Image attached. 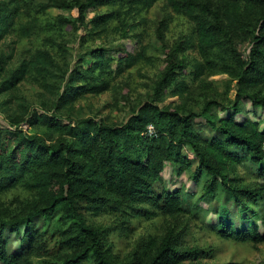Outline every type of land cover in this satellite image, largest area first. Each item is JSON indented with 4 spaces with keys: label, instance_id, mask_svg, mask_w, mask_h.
<instances>
[{
    "label": "trees",
    "instance_id": "1",
    "mask_svg": "<svg viewBox=\"0 0 264 264\" xmlns=\"http://www.w3.org/2000/svg\"><path fill=\"white\" fill-rule=\"evenodd\" d=\"M158 1L33 0L35 14L47 15L53 7L79 12L72 17L58 14L46 27L32 13L26 21L19 19L23 1L0 0V43L12 31L24 37L47 34L46 47L29 50L13 65V54L0 52V107L11 124L0 126V264H36L33 257L59 264H82L90 258L96 264H122L106 248L105 228L87 216L130 209L152 216L182 213L183 190L158 191L156 187L166 165L177 176L192 170L196 182L205 176L203 197L221 198L249 218L248 225L240 228L220 218L221 236L264 243V232L250 223L264 209V128L254 120H236L245 100L264 109V0H166L192 23L195 39L179 40L167 50L163 46L167 65L153 84L150 98L123 124L84 117L76 105L90 94L116 92L120 78L152 59L145 46L137 53L118 49L117 58L98 47L89 50L91 60L82 56L71 68L65 62L68 48L62 32L69 28L77 32L85 26L99 38L114 29L131 37L143 24L141 13ZM90 9L96 13L88 20ZM163 25V21L158 25L160 38ZM189 48L200 58L193 64L185 56ZM187 68L193 81L212 73L227 74L236 81L235 99L226 98L223 103L206 99L197 114L159 106L167 94H191L185 80ZM30 78L50 95L51 104L43 102L42 112L15 95ZM216 103L229 116L218 120L212 115ZM65 116L68 123L61 121ZM196 116L203 117L214 136L201 134ZM23 123L29 129L21 127ZM149 125L154 126L152 134ZM244 159L252 165L250 172L262 179L251 188L240 183L238 171ZM13 191L20 194L3 199ZM15 235L20 243L13 250L10 244ZM177 238L172 231L161 242L153 236L143 238L129 264H182L199 258L197 249L178 250ZM51 240L53 246H49Z\"/></svg>",
    "mask_w": 264,
    "mask_h": 264
},
{
    "label": "rangeland",
    "instance_id": "2",
    "mask_svg": "<svg viewBox=\"0 0 264 264\" xmlns=\"http://www.w3.org/2000/svg\"><path fill=\"white\" fill-rule=\"evenodd\" d=\"M25 3L23 13L20 18L24 21L28 19L29 14H33L40 19L42 25L48 26L52 21V17L62 14L68 17L78 15V10H68L61 8H50L47 15L35 14L33 9V0H21ZM106 8L99 9L104 11ZM96 11L89 10L87 19L89 20L95 15ZM166 19V20H165ZM22 20V19H21ZM141 24L131 37H123L121 33L114 29L110 35L104 34V38L89 33L88 28L83 26L77 32L65 29L62 33L65 35L64 42L67 46L66 61L69 66L76 67L82 56L88 55L89 50L98 47L107 48L109 54H113L117 58L116 50L126 48L132 53H137L143 46L148 53L152 62H140L130 69L124 77L117 82L119 87L116 92L105 91L99 95H87L77 101V107H80V113L84 117H94L96 120H105L110 123L123 124L134 114V110L142 103L146 102L152 93V86L161 76L167 63L165 61L166 54L164 47L169 48L179 40L188 38L195 39L194 27L184 16L177 14L166 4V0H159L153 7L141 13ZM163 21L162 35H158L159 23ZM48 32V31H47ZM141 33L140 36H137ZM38 36L24 37L12 31L0 43V52L4 55L13 54L14 61L27 55L37 47H46L44 43L47 34H37ZM59 37L57 39H60ZM142 40V41H139ZM164 46V47H163ZM187 61L193 64L196 59H200L198 52L194 48H189L185 52ZM189 68V67H188ZM186 70V81L189 85L191 94L165 96L163 101L158 102L161 107H169L184 114H197L201 112L205 100H217L218 102H227L228 99L234 100L236 96V81H230V77L225 73H212L205 75L202 80L193 81L190 78V71ZM188 74V75H187ZM179 79H182L179 77ZM120 81H123L120 83ZM125 81L128 83H125ZM229 81L231 89L225 95ZM116 82V81H115ZM210 83L211 85L209 86ZM15 95L27 99L31 109L42 112L44 109L41 104L48 100L50 95L45 93L43 88L33 79L30 78L19 85V89ZM223 95L225 99L222 100ZM228 98V99H226ZM17 101L11 104L12 109L16 108ZM212 107L211 114L215 115L219 120L229 116V111L222 108L221 105ZM197 117V116H196ZM245 119L254 120L260 123V127L264 128V109L255 108L247 100L242 104V113L236 115V120L244 121ZM62 123H68V117H62ZM197 129L201 131L204 137L211 138L215 133L209 129L203 117H197L195 120ZM10 120L6 112L0 107V126L9 127ZM21 127L29 129L26 123ZM38 133L40 130H37ZM264 166V161L262 162ZM251 163L244 159L239 166L238 173L242 177L240 182L247 187H253L262 179H258L255 174L250 172ZM192 170H187L182 176L173 173L172 166L166 165L162 175L163 180L157 184L158 191L181 188L184 192V211L175 215H146L142 211L135 212L129 210L127 213L114 212L111 210L103 212L100 215H88L90 222L105 228L106 248L109 252L115 254L122 264H129L132 260L133 252L143 242V238L147 241L153 236L158 242H161L169 232L178 235V250H199L198 259H189L182 264H264V243L255 245L253 242H240L231 238H225L218 232L220 218L224 221H230L236 224L237 228L248 225L249 221L245 213L233 208V205L224 203L221 198L214 200L203 197V179L199 182L192 179ZM155 187V188H156ZM19 192L13 191L3 197L6 201L15 197ZM20 194V193H19ZM220 197V196H219ZM230 207V208H229ZM152 209L153 207L148 206ZM228 208L230 210H228ZM232 208V209H231ZM223 211L217 213V211ZM228 210V211H227ZM257 215H253L251 224L257 226V231L264 232V209ZM227 211V212H226ZM227 213V214H226ZM228 214H231L228 215ZM16 236V235H15ZM19 237L12 238L11 247L16 249L19 246ZM54 240L50 241L49 246H53ZM36 264H59L57 260H49L45 257H33ZM82 264H96L92 258Z\"/></svg>",
    "mask_w": 264,
    "mask_h": 264
},
{
    "label": "built area",
    "instance_id": "3",
    "mask_svg": "<svg viewBox=\"0 0 264 264\" xmlns=\"http://www.w3.org/2000/svg\"><path fill=\"white\" fill-rule=\"evenodd\" d=\"M154 131H155L154 126H153V125H149V126H148V132H149L150 134H152Z\"/></svg>",
    "mask_w": 264,
    "mask_h": 264
}]
</instances>
